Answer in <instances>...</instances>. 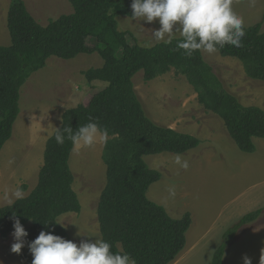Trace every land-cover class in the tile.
Listing matches in <instances>:
<instances>
[{"label":"trees","instance_id":"16d2710c","mask_svg":"<svg viewBox=\"0 0 264 264\" xmlns=\"http://www.w3.org/2000/svg\"><path fill=\"white\" fill-rule=\"evenodd\" d=\"M69 2L71 14L42 26L23 0L11 1L7 15L11 43L0 45V152L12 138L20 114L21 89L31 75L44 69L53 57L72 60L81 54H98L103 66L85 71L84 76L90 83L105 82V88L87 106L78 105L65 111L58 130L72 127L75 131L89 123L90 118L107 129L108 140L102 156L106 186L97 207L101 239L112 245L113 252L129 254L136 264H172L186 246L192 218L187 213L181 219H173L163 206L148 198L150 186L160 181L162 174L151 169L144 158L166 153L182 155L197 149L201 140L151 120L133 78L142 72L149 82L172 70L185 76L196 91L199 104L223 120L230 137L245 154L256 151L254 139H264V110L244 106L228 92L205 61L204 51H196L189 57L178 49L181 36L168 44L161 42L147 47L131 32L120 30L116 18L133 19L132 0ZM262 27L263 22L243 26L245 35L240 47L217 45L216 51L222 57L239 60L250 79L264 83ZM90 38L96 40L94 48L88 46ZM55 133L46 142L36 187L27 197L0 208L3 241L14 231L13 214L26 228L27 251L23 255L26 264H32L33 259L27 245L41 231L67 236L63 226L50 221L58 222L61 216L79 214L82 209L73 189L75 179L70 167L75 146L68 139L58 144ZM263 211L264 207L244 216L226 232L225 242L215 251L211 264H224L227 248L238 229L256 221Z\"/></svg>","mask_w":264,"mask_h":264},{"label":"rangeland","instance_id":"374dc122","mask_svg":"<svg viewBox=\"0 0 264 264\" xmlns=\"http://www.w3.org/2000/svg\"><path fill=\"white\" fill-rule=\"evenodd\" d=\"M11 1L0 0L2 46L11 43L7 29ZM23 1L42 26L73 12L69 0ZM232 8L243 18V26L263 22L264 31V0H232ZM116 20L120 30L131 32L143 46L149 42L151 46L157 44L152 32L159 29L158 21L149 24L126 16ZM178 37L179 33L175 38ZM130 41L134 43L131 38ZM87 43L93 48L97 44L93 38ZM204 59L226 90L244 106L264 110V83L250 79L239 60L222 57L217 51L204 52ZM102 66L103 60L98 54H81L72 60L53 57L22 87L20 114L12 138L0 152V208L18 200L14 196L16 189L23 191L24 198L36 187L46 142L60 128L63 113L78 105L87 106L91 98L105 88V82L90 83L84 76L85 71ZM133 82L151 120L201 140L197 149L180 155L182 161H188L187 169L175 162L176 154L144 159L151 169L162 174L161 180L150 186L148 198L163 206L173 219H181L187 213L192 218L186 246L172 264H211L215 251L225 242L226 232L244 216L264 207V139H254L256 151L253 154L241 152L223 120L199 104L194 88L175 70L149 82L139 72ZM104 146L98 137L93 146L75 147L71 155L73 189L82 209L79 214L61 216L58 223L67 232L63 238L77 245L101 238L97 207L106 186ZM12 233L6 241L0 238V264H26L23 259L26 244L20 254L11 252ZM262 255L264 211L256 221L238 229L227 248L224 264H244L245 256L252 264H260Z\"/></svg>","mask_w":264,"mask_h":264},{"label":"clouds","instance_id":"9594fccd","mask_svg":"<svg viewBox=\"0 0 264 264\" xmlns=\"http://www.w3.org/2000/svg\"><path fill=\"white\" fill-rule=\"evenodd\" d=\"M131 9L134 20L149 24L158 21L159 29L152 32L155 43H171L179 33L182 40L178 41L177 48L184 50L189 57L201 50L213 53L217 45L240 47L245 35L243 18L233 10L232 0H132ZM146 46L150 47L151 42ZM98 137L106 143L108 131L97 122H91V118L89 123L75 131L72 127H64L62 130L56 129L55 133L58 144L68 139L75 147H91ZM175 162L184 169L189 166L188 161H182L179 154ZM14 196L22 199L23 191L16 189ZM12 220L14 243L11 252L20 254L28 233L15 214ZM50 222L61 224L55 220ZM50 222L44 224L45 228ZM27 246L33 257L32 264H136L129 254L113 252L112 245L101 238L81 241L77 245L53 235L51 231H41ZM262 258L264 255L260 264H264ZM244 264H252L251 259L245 256Z\"/></svg>","mask_w":264,"mask_h":264},{"label":"crops","instance_id":"0c3cea01","mask_svg":"<svg viewBox=\"0 0 264 264\" xmlns=\"http://www.w3.org/2000/svg\"><path fill=\"white\" fill-rule=\"evenodd\" d=\"M24 255V254H23Z\"/></svg>","mask_w":264,"mask_h":264}]
</instances>
